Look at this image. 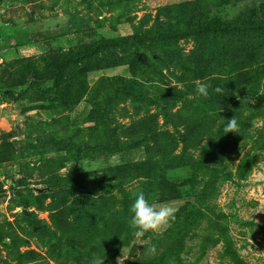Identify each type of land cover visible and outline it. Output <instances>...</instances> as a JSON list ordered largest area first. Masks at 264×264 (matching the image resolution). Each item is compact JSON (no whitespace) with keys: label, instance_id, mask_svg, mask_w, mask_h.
<instances>
[{"label":"rangeland","instance_id":"1","mask_svg":"<svg viewBox=\"0 0 264 264\" xmlns=\"http://www.w3.org/2000/svg\"><path fill=\"white\" fill-rule=\"evenodd\" d=\"M263 22L264 0H0V264H264V147L239 169L244 126H262ZM233 116L241 143L220 163ZM140 191L181 215L137 239Z\"/></svg>","mask_w":264,"mask_h":264},{"label":"trees","instance_id":"2","mask_svg":"<svg viewBox=\"0 0 264 264\" xmlns=\"http://www.w3.org/2000/svg\"><path fill=\"white\" fill-rule=\"evenodd\" d=\"M259 30L264 32V22L259 26ZM202 47H204L203 52H205L207 49V46L204 45ZM197 51H198V48L196 49V51L192 50L193 54H190V56L188 57V59H190V61H193L194 65H195L194 68H196L198 70L199 74L203 73L204 76H209L211 74L214 75L215 72H214L213 66L211 65L210 62H207L204 57L197 58V59L194 58V55L197 53ZM171 52L173 55L172 57H174L176 59L178 57H181L180 50L172 48ZM183 59H186V57L183 56ZM262 72L264 73V70H262ZM211 78L215 79V76H213ZM134 79L135 78L127 79L125 77L119 76V77L115 78L112 83H109V85L116 87L122 91L130 90V89L134 90L135 89ZM178 79H180V77H178ZM257 85H258V90L255 94H259L261 91H263L262 94L259 96V99H261V101H264L263 100V98H264V83L259 79ZM261 104H262V102L255 106L256 111H254L253 113L256 116H259V118H261L262 126L258 127L257 129H255L252 132L249 131L250 126H244V133L247 136V137H244V144L249 142L250 139L251 140L254 139V140L252 141L253 145L251 146V150H248V151H246V153H244V158L240 161L241 165L239 166V169H242L244 167V170H246V169L250 168L252 165H254L255 160H256L255 158L257 156L256 153L258 150L255 147H258V148H260V146L264 147V111H262ZM142 119H144V118H141V120ZM142 131H144V130H142ZM154 134H155V132H154ZM163 134H165V133H163ZM227 134H228L227 139H225L224 137L222 138L221 146L223 147V150H222L220 157H219L220 163L228 162L227 158H229V156L232 154V152H234L235 150L238 149V146L240 145L241 139H242L241 136H239V132H234V134H232L230 132ZM151 158L156 159V157H151ZM157 161H160V160H156L154 162H157ZM165 184L170 185V187H171L170 188L171 190L169 189L170 193H172L176 197L181 196L182 191H181V189H179L175 186L174 182L165 181ZM216 193L217 192H216V189H214V187H210L209 185H207L204 187L203 193L201 194V198H204V199L205 198H211L212 199ZM182 212L184 213V211H182ZM188 213L190 216L188 225H190V227L192 226L190 229V234L193 235L195 229H197L198 225L202 222L198 218L194 219V217H192L193 213L198 215V213L201 214V212L197 211V210H195V211L190 210ZM180 215H181V212H178V214H176V217H179ZM183 246L184 245H180L177 243L176 247L174 245L172 250H174L176 252V250L182 248ZM168 252L173 254V251L171 252V249L164 251L161 255V262H163L167 259Z\"/></svg>","mask_w":264,"mask_h":264},{"label":"clouds","instance_id":"3","mask_svg":"<svg viewBox=\"0 0 264 264\" xmlns=\"http://www.w3.org/2000/svg\"><path fill=\"white\" fill-rule=\"evenodd\" d=\"M210 85L204 82L197 81L195 85L196 93L204 98L209 97ZM213 91L217 94H223L224 89L222 87H215ZM228 123L224 128V132H237L238 122L235 116L227 120ZM260 171L256 170V166L253 167L252 171L255 178L258 181H264V165H260ZM85 170V169H84ZM86 171V170H85ZM178 209L170 203H150L143 191L137 193L134 202L130 206V212L132 213L129 220V228L131 234L139 239L142 238L146 233H160L162 230L171 226V223L176 219V212ZM147 255L156 256L157 249L155 245H151L146 252ZM103 258L94 256L90 264H104Z\"/></svg>","mask_w":264,"mask_h":264},{"label":"water","instance_id":"4","mask_svg":"<svg viewBox=\"0 0 264 264\" xmlns=\"http://www.w3.org/2000/svg\"><path fill=\"white\" fill-rule=\"evenodd\" d=\"M0 47H1V45H0ZM1 49V48H0ZM25 213H27V210H25Z\"/></svg>","mask_w":264,"mask_h":264}]
</instances>
